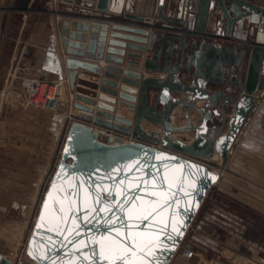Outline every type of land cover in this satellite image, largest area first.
I'll list each match as a JSON object with an SVG mask.
<instances>
[{"label":"water","instance_id":"95a60500","mask_svg":"<svg viewBox=\"0 0 264 264\" xmlns=\"http://www.w3.org/2000/svg\"><path fill=\"white\" fill-rule=\"evenodd\" d=\"M110 1L97 0L96 9L131 24L112 23L109 33L108 24L59 27L81 122L67 129L26 242L35 264H171L264 90L262 7L171 0L164 10L158 0L153 22L110 11ZM203 33L235 43L191 36ZM80 69L92 79H82ZM92 125L131 140L101 141ZM184 134L191 140L177 138ZM214 156L218 171L202 162ZM0 264L11 261L0 255Z\"/></svg>","mask_w":264,"mask_h":264},{"label":"crops","instance_id":"0c3cea01","mask_svg":"<svg viewBox=\"0 0 264 264\" xmlns=\"http://www.w3.org/2000/svg\"><path fill=\"white\" fill-rule=\"evenodd\" d=\"M120 1H122L121 10L156 21L158 0H115L114 5L119 6ZM169 1L171 0H165L164 10L167 9ZM247 1L264 9V0ZM96 2L97 0H75L74 4L70 5L59 0H0V29L5 33L4 37L0 36V212L8 211L9 207L15 212H20L21 209L31 211L54 161L55 140H62L70 125L66 118L68 110L66 114L61 111L34 109L24 111L8 105L2 94L11 82L9 77L15 74L17 77L48 81L67 79L64 62L68 55L62 51L59 35L60 24L64 21L71 24H108V33L111 31L112 23L131 24L115 15L106 18L96 9ZM111 2L112 0L109 9L112 6ZM127 2L130 4L129 8H125ZM162 32L163 30H160L158 34ZM74 33L84 34L77 30ZM90 34L88 32V40ZM109 39L108 35L107 40ZM208 43L212 42L208 41ZM90 62L99 64L100 61ZM78 73L84 80H91L93 76L82 69ZM143 76L159 75L144 73ZM64 93L68 97L72 93L68 83ZM202 104L201 101L197 103L198 106ZM79 114L80 110L72 108V115L79 119ZM121 114L130 117L125 113ZM230 115L231 109L225 113L227 117ZM174 122L184 123L182 119L177 121L175 118ZM142 127L147 130L153 129L144 123ZM226 130L227 127L224 132ZM190 140L191 138L186 139L187 142ZM214 161L220 167V159L208 160L206 164ZM218 167L210 168L218 171ZM51 177L52 175L50 179ZM241 181L244 182V187L248 188L247 191H252L249 193L250 196H264V90L256 94L254 108L232 148L225 171L206 197L209 199V205L205 214L214 212L218 204H221L222 198L230 195L228 192L231 189L230 185ZM23 197L29 199L23 200ZM6 198L20 199L19 201L11 199L12 203L10 201L6 203L8 202ZM260 207L259 210L254 209L264 216V205ZM18 226L22 227L21 224ZM195 248L197 251L195 259L197 260L198 257L203 259L204 254L197 247ZM0 255L7 257L2 251ZM254 260L264 259L261 256Z\"/></svg>","mask_w":264,"mask_h":264},{"label":"rangeland","instance_id":"374dc122","mask_svg":"<svg viewBox=\"0 0 264 264\" xmlns=\"http://www.w3.org/2000/svg\"><path fill=\"white\" fill-rule=\"evenodd\" d=\"M63 100L67 105L70 104V98L65 93ZM67 110L68 107L59 111L66 114ZM65 136L66 132L62 140H55L54 161L31 211L30 209L27 211L21 209L20 213L19 211H11L9 207L8 211L0 212V251L12 260H16L20 248L27 242L43 193H45L50 176L59 162ZM177 138L186 141V139L191 138V135H179ZM209 166L216 168L218 164L214 161L208 163ZM232 184V186L230 185L231 189L228 190L230 195H225L222 198L221 204H218V208L214 210L217 213L213 219H211L213 212L205 214L209 199L205 200L184 240L185 242L192 241L193 245L204 254L203 259L206 261L214 259L223 264H264V260H254L261 256L264 259V216L254 209L259 210L260 205H264V196H250L249 193L252 191H247L248 188L244 187L242 181ZM11 199H18L19 201L20 198H6L8 201L6 203L9 201L12 203ZM22 199L27 200L29 198L23 197ZM253 221L254 223H252ZM19 224H21V228H19ZM199 226L200 228H198ZM175 263L176 259L174 258L171 264Z\"/></svg>","mask_w":264,"mask_h":264},{"label":"built area","instance_id":"2783aa9c","mask_svg":"<svg viewBox=\"0 0 264 264\" xmlns=\"http://www.w3.org/2000/svg\"><path fill=\"white\" fill-rule=\"evenodd\" d=\"M111 3L112 6H110L109 9L110 11H112L114 7L115 0H112ZM129 6L130 4L129 2H127L125 8H129ZM24 18H26V15L24 16ZM0 36L1 37L5 36V33L2 29H0ZM191 36L197 39L205 38L207 41L214 42L216 44L235 43L232 39H228L223 35H212L208 33H203L196 35L192 34ZM9 79L11 82L2 95L5 102H7L8 105H10L11 107L24 111L34 109V110H47L51 112H56L59 111L60 109L68 107L69 112L66 118L68 119L69 123L81 122L80 119L72 115V108H74L73 104L75 101L74 94L71 93L69 95L70 98L69 105H67L66 102L63 100L64 88L66 86V83H68L67 79L48 81L39 78L17 77L15 76V74H11ZM92 126L97 131L98 139L101 141H107L108 138L110 137H114V138L117 137L122 139L123 141L131 140L130 136L121 135L113 130L104 129L102 127H98L95 125ZM206 161L208 160L202 162L206 164ZM216 213H217L216 211L213 212V214L211 215V219L215 218ZM198 228H200V226ZM196 256H197V251L192 241L185 242V240H183L174 256V258L176 259L175 264H223L218 260L212 259L206 261L201 257H198L196 260L195 259ZM13 261L14 264L35 263L26 254V244L20 248L16 260Z\"/></svg>","mask_w":264,"mask_h":264},{"label":"bare ground","instance_id":"6f19581e","mask_svg":"<svg viewBox=\"0 0 264 264\" xmlns=\"http://www.w3.org/2000/svg\"><path fill=\"white\" fill-rule=\"evenodd\" d=\"M121 8H122V1H120V5L119 6H115L114 5V7H113V9H112V11L113 12H119L120 10H121ZM191 117H192V115H191ZM125 142V141H124ZM217 159H220L219 157H217V156H214L212 159H209V161H213V160H217ZM220 163H221V159H220ZM220 168V167H219ZM51 180V179H50ZM4 258H7V259H9L10 261H11V264H14V261L12 260V259H10V258H8V257H5V256H3ZM33 264H35V263H33Z\"/></svg>","mask_w":264,"mask_h":264},{"label":"snow or ice","instance_id":"6c2138e0","mask_svg":"<svg viewBox=\"0 0 264 264\" xmlns=\"http://www.w3.org/2000/svg\"><path fill=\"white\" fill-rule=\"evenodd\" d=\"M261 39H264V33H262V35H261ZM69 210H71V209H69ZM41 219L43 220V216L41 217ZM38 228L40 227V225H38L37 226ZM169 238H171V237H169ZM38 259H44V257H38Z\"/></svg>","mask_w":264,"mask_h":264}]
</instances>
